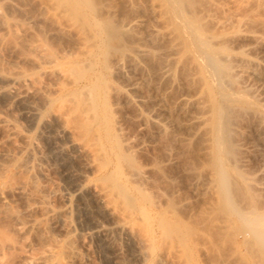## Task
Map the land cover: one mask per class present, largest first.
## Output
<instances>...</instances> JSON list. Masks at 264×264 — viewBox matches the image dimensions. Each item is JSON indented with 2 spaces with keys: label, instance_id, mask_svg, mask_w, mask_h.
<instances>
[{
  "label": "rangeland",
  "instance_id": "rangeland-1",
  "mask_svg": "<svg viewBox=\"0 0 264 264\" xmlns=\"http://www.w3.org/2000/svg\"><path fill=\"white\" fill-rule=\"evenodd\" d=\"M74 1L81 5L92 29L89 38L94 45L87 60L78 36L49 14L47 0H0V72L5 76L29 73L45 82L50 97L46 103L31 98L38 113L29 120L21 114L20 103L0 94V109L27 136L26 141L8 140V130L0 126V152L12 154L11 159L0 158V264H18L21 257L47 250L53 251L55 262L61 251L71 247L76 253L71 259L64 258L68 264H237L229 256L228 242L220 244L223 235L218 239L202 217L201 212L215 202L212 156L217 152L210 141L207 97L201 84L191 80L187 54L177 51L174 44L182 34L167 0H128L123 7L117 0L105 1L115 10L114 23L129 29L128 38L122 40L104 32L107 14H98L93 0ZM192 5L204 39L223 49L220 58L228 60L234 79L231 83L224 77V87L213 90L218 100L225 88L234 94L228 113V140L234 150L229 163L240 175L239 189L246 187L250 194L242 198L238 192L240 197L235 195L234 201L243 210L252 207L264 215V0H197ZM183 10L187 15L191 11ZM184 36L192 38L190 33ZM38 44L43 46V55H51L58 66L70 63L76 68L71 73L82 78L77 90L95 87L101 93L111 130L109 142L103 141L106 147L93 158L92 166L70 148L58 156L51 154L54 145H68V141L52 139L61 123L48 114L69 113L65 100L71 94L58 89L63 78L58 81L33 62L41 53L32 48ZM140 48L154 52L153 60ZM176 58H181L177 65ZM168 65L175 66L174 79L166 76ZM3 82L5 78H0ZM116 160L142 174L139 183L133 184L150 200L140 202L154 217L148 238L138 215L124 218L116 210L108 212L100 201V186L108 182L103 179L105 174L115 179ZM23 182L24 193L15 191ZM127 189L133 202L141 200L129 185ZM160 219L172 230L166 236L176 237L172 245L164 244ZM98 228L105 232L94 233Z\"/></svg>",
  "mask_w": 264,
  "mask_h": 264
},
{
  "label": "bare ground",
  "instance_id": "bare-ground-1",
  "mask_svg": "<svg viewBox=\"0 0 264 264\" xmlns=\"http://www.w3.org/2000/svg\"><path fill=\"white\" fill-rule=\"evenodd\" d=\"M93 1L95 2L94 9L98 12V14L99 13L102 14V12H105V14H107V16H105L107 17V19H105L106 21H105L104 32L108 34L109 37H112L117 40L127 39L129 29L125 28L124 24L119 25V23L118 24L114 23L115 10L106 6L107 5L106 3L110 5L109 1L106 3L105 1L107 0H93ZM195 1L197 2V0H167L171 13H172L171 17L173 20H175V24L179 28L180 33L182 34L178 37L177 42L174 44L178 46L177 51H182L183 53L185 52L184 56H186L187 54V57L190 60L188 71L192 78L191 80H193L194 83L196 82V83L201 84V90L203 91V93H205L207 97L206 99L208 101V112H209V118L207 119L209 121L208 130L210 134V139H211L210 141H211L212 149L217 152V154L213 153V156H212V162H213V166L215 169L214 170L215 179L217 182V185L215 186L216 189L214 188L215 189L214 191L215 202L211 207L209 206L208 208L203 210V212H201L203 214L202 217L206 221V224H207L206 226L209 227V229H212L213 233H215V235L217 234L216 236H219L218 239H221L222 237L225 238L224 240H226V243L224 242L223 239H221L220 244H222L223 242L224 245L225 244L227 245V242H228L227 247H229L231 251L229 252V256L236 259L237 264H256V263L264 264V215L261 212H259L257 209L252 208V207H249L248 210H243L239 206H237L234 201L235 195L236 196L241 195L242 198H245V197L250 198V197H247V194L249 193L247 192L248 190L246 189V187L244 188L242 187L243 188L242 190L241 188L239 189L237 184L239 182L240 175L238 172L237 174L232 171L231 165L229 163V160L230 159L232 160V157H234V154H233L234 150L228 140L229 134H230V130H229L230 119L228 118V115L231 114V113L230 114L228 113L230 112L229 110L232 107V106L230 107V104L232 102V95L234 94H232L233 91L231 92L227 88H225L223 90V93L225 95L224 96L223 94L221 95L222 100L221 99L218 100L213 96V90L216 86L217 88L224 87V86H221L222 80H224L223 79L224 77L228 78V81H230L231 83L234 81V79H232V77L229 74L231 68H230V64L228 60L225 61L223 60V58L222 59L220 58L219 53L222 52L223 49L212 46L209 43L210 41L208 42L204 39V36L206 37V35L203 34L204 29H202L201 27L202 25L200 23L199 17L196 16V11L194 12V10L196 9L194 10L192 9V6H193L192 4ZM47 2L50 7L49 14L54 19H57V22H59L60 24L62 23L64 24V26L66 25L67 30L69 29L70 31L74 32L78 36V38L81 41L80 44H82L83 52L85 54V59L86 60L90 59L92 55L93 45H94V43L89 38V34L92 29L90 30V27H89L90 22L89 24L87 23V17H85L84 13L81 11V8H80L81 5H79L74 0H47ZM117 2L123 7V5H126L128 3V0H117ZM189 6H191V8ZM186 7H189L188 10L191 9L192 11V12L191 11L188 12L189 15H187L186 12H184L183 10V9L187 10ZM63 28L65 29V27ZM185 33H190L192 35V38L190 37V39H187L189 37L186 38L184 36ZM118 43H121V42L119 41ZM33 46L35 47H32V48H35L36 51H38L39 49L41 50V51L39 50V52L41 53L37 52L38 53L37 55L39 57L35 56L37 58H34V59L32 58L33 62H35V64H37L38 67L43 68L42 71H44V69L49 71V73L53 75V78L55 76L57 79L63 78L65 82L64 84H61L60 88L58 89L63 90V91L67 90L71 94V96H69V98L65 100V103L68 106L64 105V106H67V108L69 109V113L64 112V110L62 109L63 112L58 111L54 113L55 112L54 111L53 113L48 114L50 119H58L61 123L59 124V127L55 129L56 134L54 137H52V139L54 138V140H57V139L66 138L68 141V145H64V146L54 145V150L51 151L52 152L51 154L54 156H58L64 152H67L68 149L70 148L76 152H80L81 154H83L87 160L86 163L92 166L91 162L93 161V158L95 156L97 157L98 154L102 153L106 147V143L103 144V141L107 140V142H109V138H108L110 136L109 129L111 128V127L109 128V123H108L109 120L107 119L108 114L105 111L106 108L103 102H101V99H102L100 97L101 93H99L97 89H95V87H92L89 90L88 89L86 90V88L83 90L82 89L77 90L75 86H77V84L80 82V80H82V78L78 74L71 73L76 68H73V66H71L70 63H69L70 66H68V63H67L66 67H64L65 65L58 66L55 63L56 60L51 58V55L50 57L48 55H47L48 57L46 55H43L44 50H43L42 45L38 44V45H33ZM118 47H123V46L122 45L119 46L118 44ZM143 51L147 55L148 59L153 58L154 54L152 53L154 52L149 51V50L147 51L142 50V53ZM206 53H209L210 57L209 55L207 56ZM178 58H176L175 64L176 63L178 64L177 62ZM183 61H185V59ZM174 65H168L167 66L168 68H166L167 69L166 76L169 79H174L176 77L175 76L176 70H175ZM183 66L185 67L184 63H183ZM0 78H5L6 80V83L4 82H3L4 84L0 83V94L6 95L10 98V100L12 98L13 100L20 103L22 107L21 114L24 115L25 117H28L29 120L31 117L33 116L35 117V115H37L38 113V108L37 106H35V104L33 103L34 100L32 101L31 98L38 97L44 103L50 100L49 94H47L48 91H46V88H45V84H44L45 82L42 83L43 81L41 82L37 80L38 79L37 77L35 78L33 75L29 73H25V72H18V73L15 72L14 73L13 72V74L5 76L0 72ZM84 86L86 85H83V87ZM79 87H81V84ZM79 87L77 86V88ZM72 88H74V90ZM63 102L62 104H65ZM61 106L62 105L58 107H61ZM48 120L49 119H47L46 124L51 126L52 122ZM0 126L8 130V134H7L8 140L9 139L14 140V138H20L22 140L25 139V141L27 140V136L17 129L16 124H15V119L11 117L10 115H8L7 111L5 112L1 109H0ZM7 130H6V133H7ZM76 132H78L76 134L78 136L75 135ZM48 140L50 141V139ZM54 140H51V141H54ZM8 152L1 151L0 158L7 159L10 157L11 159L12 154L9 152L11 154L10 156ZM119 156H121L120 153L118 157ZM120 161L116 160V163L114 162V165L112 168L113 170L110 169L115 173V179H113L112 177H109L108 173L105 174V176L103 177V179L108 182L105 185L100 186V195H99L100 201H102L103 206L107 208L106 210L108 212L116 210L119 216H122L124 218L129 217L134 214L138 215L140 221L145 226V229L147 232V235H145V237H147L148 235H151L150 230H151V226L154 223V217L152 218L151 216L153 215H151V213L149 215V213L146 212L145 210L146 208H144L145 206L143 207L142 206L143 204L140 205L141 204L140 202L144 201V202L149 203L150 200L142 192L139 186L133 184L135 182L139 183L138 181L142 179V176H141L142 174L138 170H135L131 168L130 166L125 167V168L122 167ZM101 168L102 167H99L97 169L101 171L102 170ZM94 169H96V167ZM112 176H114V174ZM127 185H129L132 188L133 190L132 192H135L138 198L139 199L141 198V200H139L138 202H135V201L133 202V199L129 197ZM24 188H26V184H24L23 182V184H19L17 185V187L15 186L14 190L18 192L23 191L24 193V191L26 190V189L24 190ZM132 192L130 193L132 194ZM1 194L2 192L0 191V195ZM244 194H245V197H244ZM62 195H64V193L63 194L61 193V196ZM248 196H250V194ZM67 197L68 196L66 193V195H64V198H67ZM48 211L51 212L53 211V209H50L49 207ZM60 213L61 212H59V215ZM220 213L222 214L221 216L219 215ZM217 214L219 215V217H216L218 216ZM213 215H216V216H213ZM155 219H157V217ZM134 222H137V220H135ZM63 223H65L66 226L68 225L65 219ZM34 225L35 223L31 222V226H34ZM159 226L161 227V231L163 235L165 236L164 238H162L163 236L161 237L162 239H164L163 240L164 244L168 243L172 245L173 243L172 241H174V238L176 237L174 238L173 236L168 237L172 233V230L170 229V227L166 224L164 220H161V219L159 221ZM93 232L99 235V234H103L105 232V229L98 228L94 230ZM207 239H210V238H207ZM102 240H104L105 241L104 243H106L105 239H102ZM216 247L218 248L217 245ZM178 248L179 249H176L177 253L181 251L180 247ZM52 252L50 250H47V252L43 251V253L37 256L33 255V257L31 255L30 257L25 256L23 258L20 256L21 259L19 263L26 264L29 262H34V264H45V263L68 264V260L64 261V258L71 259L73 258V256H75V253H76V251L72 247L68 248L67 250H63L58 254L57 259L54 262ZM222 255L224 254L222 253ZM233 258H231L232 261H233Z\"/></svg>",
  "mask_w": 264,
  "mask_h": 264
}]
</instances>
